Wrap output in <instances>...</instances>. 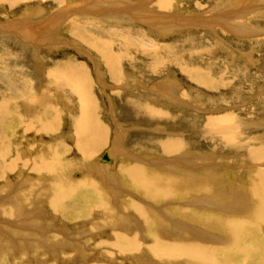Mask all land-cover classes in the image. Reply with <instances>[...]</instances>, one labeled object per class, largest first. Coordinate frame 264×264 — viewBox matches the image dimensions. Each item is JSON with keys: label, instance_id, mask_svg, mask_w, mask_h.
<instances>
[{"label": "rangeland", "instance_id": "1", "mask_svg": "<svg viewBox=\"0 0 264 264\" xmlns=\"http://www.w3.org/2000/svg\"><path fill=\"white\" fill-rule=\"evenodd\" d=\"M1 1L0 74L5 67L11 65L8 58H13L17 61L15 65H19L17 69L18 67L21 70L27 69L26 74L32 82L28 89L31 93L30 95L27 93V98L32 97L33 101L35 97L36 101L45 99L43 106L31 105L28 104L29 99L25 101L18 92L14 93L19 95V100L12 106L14 105V109L17 108L21 116L31 119L29 136L27 134L26 138L18 136L21 146L29 141L31 149L33 148V158L43 150H51L55 144L66 146L68 148L66 154H59L64 161L57 160L54 166H58L59 162L61 165L65 162L68 170L60 171L65 176L67 174L69 180L77 182L89 177L91 169L97 170L98 167H102L98 165L99 158L105 151H113L114 143L120 140V150L113 153L116 167L113 169L109 166L110 169L105 170L108 171L105 175L107 180L103 177L99 180L98 175H92L94 184L104 192L105 201L108 202L106 208L111 207L110 213H102L100 210L94 212L93 209L87 219L78 220L79 223L55 219L51 209H48L49 216L44 222L41 220V224L69 231L67 238H63L64 241H70L71 238L83 246L96 247V243L107 238V236L103 238L101 234L114 235L116 219L131 218L135 213L134 210L125 209V204L130 205L131 202L137 205L139 203L144 209L159 214L161 212L167 215L168 210H173L171 216L174 218L181 214V211L185 212L184 209L191 208L194 202V207L201 206L200 211L213 208L205 204L203 206L202 197L194 192L187 194L182 186H174L167 193L165 191L164 194H168L165 199L163 197L161 201H153L133 188L129 184L130 180L127 183L119 171L121 165H141V169L147 173V178L150 174H157L156 177L151 175L150 179L158 183V186H164L167 173H171V177H177L181 173L207 175V172H214L218 175L217 183L226 187L223 190L225 193L230 188L236 190L242 185L247 186L250 184L249 181L253 180L252 175L254 177L257 170L251 155L261 150L264 144V0H171L168 10L158 5L160 0H108L109 4L106 0ZM123 6L133 7L132 14L128 15L129 11L115 12ZM83 7L96 11L103 9L100 10L102 14L92 11V14L88 15L85 12L84 16H88L89 20L75 18L78 16L77 10ZM104 9H112L111 14L106 12V18L109 20L104 16L100 18L104 15ZM63 11L69 13V17L63 20L65 23L60 21L59 27L56 28L49 25L50 19L52 20L56 14H62ZM158 15L167 18L150 20V17ZM154 23L155 27H151ZM80 24L85 26L84 29ZM27 29L32 33L27 41L31 46L22 44L21 38L26 37L23 36V32ZM17 34L20 36L18 39L15 37ZM120 35H123L124 39H133L134 43L142 41L140 44H144L145 48L122 49L125 40L123 36L121 39ZM85 38L101 41L102 44L108 43L114 53L115 50L118 51L116 54L121 53L119 57L121 79L118 81L111 79L109 69L100 61L98 53L89 48L87 43H83ZM55 43L59 44L57 46L59 49L53 47ZM70 62L88 68L92 100L97 110L96 118L105 127L109 141L100 153L95 154L87 162H84L83 157L72 147L73 142L70 139L72 124L77 118L76 113H73L76 101L69 97L66 89L60 88L59 84L53 87L46 79L48 70ZM21 70L17 73L21 74ZM191 71L194 72L190 73ZM197 72L198 75L205 76L203 79L207 78L210 81L207 84L199 81L194 75ZM1 80L3 81H0V101L11 95L14 97V94L5 89L4 77ZM170 95V101L164 99ZM45 108L51 113L55 112L53 116H59L58 128L54 131L38 132L37 129L43 127L35 124L33 120L45 114ZM162 113L161 119L159 116H162ZM214 120H220L217 125L219 127L209 125L208 122ZM18 130L16 129V132ZM161 143L165 144L166 149H162L164 145ZM18 146L22 148L19 144ZM171 146L174 147V151ZM167 147L171 148V151ZM38 162L39 160H35L33 165ZM88 162L89 165H85ZM188 163L190 164L187 165ZM23 170L22 168L21 171ZM30 173V168H26L22 176L18 174L15 177L16 172L11 175L14 177L13 182L17 187H21L22 192L24 181H27L25 179L32 175ZM247 173H251L248 178ZM11 191L9 189L10 193L13 192ZM6 192L0 194V201L7 199ZM196 203L202 205L198 206ZM215 210L218 211L208 212L212 218L215 214H223L219 212L220 208ZM217 217L225 218L224 215ZM5 223L1 222L0 226H6ZM141 226L143 232L147 230L142 223ZM64 258L63 256L62 259ZM100 259L105 261L102 256L98 257V260Z\"/></svg>", "mask_w": 264, "mask_h": 264}, {"label": "bare ground", "instance_id": "2", "mask_svg": "<svg viewBox=\"0 0 264 264\" xmlns=\"http://www.w3.org/2000/svg\"><path fill=\"white\" fill-rule=\"evenodd\" d=\"M7 1L13 2L18 0ZM0 2L2 1L0 0ZM106 3L109 4L108 0H106ZM170 3L171 0H160L158 5L162 8L164 7L163 9L168 10ZM100 10L96 11V9L91 10L90 8L83 7L77 10L78 16L75 18L81 17L85 18V20H89L88 16H84L86 15L85 12H87L88 15H91L92 11L94 13L96 12V14H102V11ZM111 10L112 9H104V15L100 16V18H103V16L106 18V12L111 14ZM126 11H129L128 15H131L133 7L123 6L122 9L119 8V10L115 12L126 13ZM67 17H69V13L65 11H63L62 14H56L52 20L50 19L49 25L56 28L59 22H63ZM166 18V16L161 17L158 15L150 17V20H163ZM106 20L109 19L106 18ZM64 23L65 22H63V24ZM81 26L82 29H84L85 26ZM20 27L18 29H20ZM151 27H155V23L152 24ZM30 34H32L30 29L23 32V36H26H22L23 38H21L23 45L24 43L28 44L27 41L29 40ZM15 37L17 39L20 38L19 34ZM139 38L141 39V36H139ZM88 39L83 40V43H87L89 48H92L98 53L100 61L108 67L111 79L113 81H118L119 78L121 79V58L119 59L121 53L119 55L116 54V52H118L116 50L114 53L113 50L109 48L108 43L102 44L101 41ZM3 40L5 39L3 38ZM123 40V45L121 44L122 49H124V47L125 49L137 47L138 50H143L145 48L143 47L144 44H140L142 41L138 40L139 43H137V41L134 43V41H132L133 39H124V36ZM113 42L114 41H112V44ZM55 44L56 45L53 47L59 45L57 43ZM57 49H59V47H57ZM83 52L84 51H82V53ZM8 59L10 60L9 63L11 65L7 63L9 66L5 67V70H2L3 72L0 74V76L2 75L0 77L1 79L4 77V82L6 84L4 85L6 86L5 89H8L12 94L18 92L21 95V98L25 101L26 99H29L30 101L28 104L43 106L45 103L44 98L37 99V101L36 97L35 101H33L32 97L27 98V95H30L31 93L28 89L31 87L30 85L32 83L29 76L26 74L27 69L21 70L20 67L17 69V66H19L15 65L17 61L13 58ZM13 60L15 61L14 64ZM87 69L70 62L58 65L55 69H51L50 71L48 70L46 75V79L52 83L53 87L59 84L61 86L59 87L66 89L69 92V97L76 101V107H74L73 113H76L77 118H74L75 120L72 124V136L70 139L73 142L72 147H74V149L83 157L82 159L84 162L93 158L95 154L100 153V151L106 147L108 141L107 132L104 129L105 127H103V124L101 125L98 121L99 119L97 120L96 118V108L93 102L94 100H92L93 93L91 90L90 75ZM20 70L22 73H17ZM192 72L194 71H191L190 73ZM194 75L199 81L205 84L210 81H208L207 78L203 79L205 76L198 75V72ZM1 79L0 81H3ZM35 80L38 79L35 78ZM49 82H47V84ZM218 83L219 82H217V84ZM161 86L163 87V85ZM14 95L15 98L11 95V97L0 101V185H2L0 190L3 189L7 191L6 193L8 194L7 199L0 201L4 202L0 203V223H5L7 221L4 225L8 226H0V264H264V144L262 145L261 150H257L256 154L252 153L251 155L252 161L256 163L254 167L257 170L254 177L252 175L253 180L251 179L252 181L250 180V184L247 186L242 185V187L236 190L230 188L231 192L227 189L226 191L228 193L223 191L226 187L217 183L218 175L214 172L206 171L207 175L181 173L177 177H171V173H167L168 177H166L167 181L164 183V186H158V183L152 181L153 179H150V176L155 174H150L147 178V173L141 169V165H121L119 171L123 174V178L127 180V183L128 180H130L131 183L129 184L133 188L138 189L140 193L153 199V201H161L163 197L165 199L166 195H168L164 194L165 191L167 193L169 190H172L174 186H182L185 188L187 194L194 192L202 197L203 201H201V203H203V206L205 204L208 205V207L213 206V208L212 210L204 209L200 211V205L202 204L198 205L196 203L200 206L196 208L194 207L195 205H193L194 202L191 208L184 209L185 212L181 211V214L176 215V218H174L171 216V211L173 210H168L167 215L161 212L159 214L144 209L139 203L137 205L136 203L134 204L131 202L132 204L130 205L125 204L126 210H134L135 212L132 214L131 218L129 217L126 219L124 217L121 220L120 218L116 219L115 224L117 225L116 230H113V232H115L114 235L108 236L106 233L101 234L103 238L107 236L105 241L103 240L100 243H96V247L90 245L86 247L81 243H78L79 241L75 242L71 240V238H69L70 241H64L63 238L66 239L69 233V231L65 232L66 229L41 224L40 222L41 220L44 222L49 216L47 214L48 209H51V212H53L56 217L55 219L58 218L62 221L68 222L82 221L84 218L87 219L86 217L93 209L94 212L100 210L102 213H110L111 207L106 208L108 202L105 201L104 192L94 184L92 175H98L99 180L100 177L107 180L105 175L108 171L105 170L110 168L114 169L116 167V160L113 157V153L120 150V140L114 143L113 151H105L108 154L111 163L101 162L103 154L102 157L99 158L98 164L102 167H98V169L96 168L97 170L91 169L92 173L90 170L89 177L77 182L69 180L67 174L65 176L62 171H60L61 169H63V171L68 170L65 162H63L62 165L59 162V165L56 166L58 168L54 166V162H57V160L60 161L62 157V155L59 154H66L68 150L66 146L55 144L51 150H43L41 153H38V155L36 154L37 156L35 158L32 156L33 148L31 149L32 145L30 146L29 141L21 146L19 139L24 138L26 134L29 136L31 119L30 117L25 118L21 116L17 108L14 109V105L12 106V104L19 100V95ZM164 99L170 101L171 95L164 97ZM148 105L150 106L153 104ZM153 107L155 106L153 105ZM27 108L29 109V106ZM44 111L45 114L39 115L33 120L35 124L43 127L42 129H37L38 132L41 130H45L46 132L56 130V128H58L59 116H53L55 112L51 113L47 108H45ZM46 112L48 114H46ZM164 112H166V110ZM159 117L162 119L163 113L162 116ZM141 118H143V116ZM155 121H157V119H155ZM219 121L220 120H214L209 121L208 123L213 127H219L217 126ZM3 128H6V130L4 131ZM16 129L19 130L16 132ZM19 135L20 138L18 139ZM18 144L22 148H19ZM162 144L163 143H161V145ZM163 145L164 147H162V149L166 147L165 144ZM171 148L173 150L174 147L171 146ZM171 148H168L169 151H171ZM28 157L31 158L29 159ZM35 160H39V162L33 165ZM61 160L64 161V159ZM50 163L52 165H50ZM89 163L90 162L85 165L88 166ZM189 164L190 163L187 165ZM109 166L110 168H108ZM195 166L197 167V165ZM22 168L24 169L23 171H21ZM26 168H30V174L33 176H27L25 179L27 181H24L25 186L23 185L22 192L21 187L16 186L14 183V177L11 175L16 172L15 177H17L18 174L22 176ZM169 170L171 171V169ZM249 174L247 173V178L250 177ZM156 176L157 174L155 177ZM111 177L113 178V175H111ZM9 189L13 192L11 191L12 193H10ZM3 190L0 191V194L5 192ZM226 194H229L230 196H226ZM211 199H214L215 201ZM215 208H220L221 211L219 212H222L223 214H213L214 218H212L208 212L216 211ZM122 215L124 216V213ZM222 215H224L225 218L217 217ZM90 217L91 216H89V219H91ZM80 221L78 222L80 223ZM141 223L143 224V227H146L147 229L144 230V232L141 229ZM189 223L194 224V226ZM197 224L203 225L198 226ZM94 225L95 224H93V226ZM33 237L35 239H33ZM106 239L111 240V242ZM63 256L65 257L64 259H62ZM99 256L100 258L102 256L105 261H101V259L98 260ZM92 259L97 261H93Z\"/></svg>", "mask_w": 264, "mask_h": 264}, {"label": "water", "instance_id": "3", "mask_svg": "<svg viewBox=\"0 0 264 264\" xmlns=\"http://www.w3.org/2000/svg\"><path fill=\"white\" fill-rule=\"evenodd\" d=\"M101 162L102 163H111L110 158H109V156H108V154L106 152L104 153V155H103V157L101 159Z\"/></svg>", "mask_w": 264, "mask_h": 264}]
</instances>
